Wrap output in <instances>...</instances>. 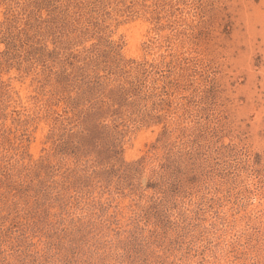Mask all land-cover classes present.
I'll use <instances>...</instances> for the list:
<instances>
[{
	"label": "rangeland",
	"instance_id": "obj_1",
	"mask_svg": "<svg viewBox=\"0 0 264 264\" xmlns=\"http://www.w3.org/2000/svg\"><path fill=\"white\" fill-rule=\"evenodd\" d=\"M0 264H264V0H0Z\"/></svg>",
	"mask_w": 264,
	"mask_h": 264
}]
</instances>
